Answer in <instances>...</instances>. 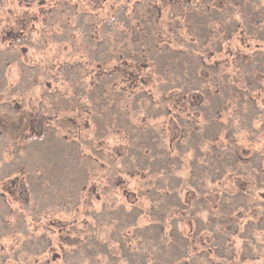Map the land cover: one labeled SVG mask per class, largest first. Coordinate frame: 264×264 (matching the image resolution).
<instances>
[{
    "label": "rangeland",
    "instance_id": "1",
    "mask_svg": "<svg viewBox=\"0 0 264 264\" xmlns=\"http://www.w3.org/2000/svg\"><path fill=\"white\" fill-rule=\"evenodd\" d=\"M169 1L0 0V264H96L107 252L116 258L102 263L113 264L120 251L107 239H117L137 213L127 215L116 209L113 195L120 192L111 184L119 178L133 189L141 185L137 176L141 171L160 172L162 161L164 166L172 165L157 132L132 126L148 116L146 98L140 95L133 106L117 95L104 107L89 100L90 71L96 59L114 63L125 41L133 45L136 39L150 48L146 54L152 76L147 89L154 107L148 113L159 128L163 91L176 95L202 86L212 115L228 88L252 81V65L260 59L252 64L251 50L242 41L264 37V0H234L243 3L240 10L232 0H190L188 6L183 0L174 5ZM153 4L161 7L159 13L148 12ZM123 6L128 10L123 12ZM49 8L45 17L40 15ZM95 13L107 21L99 29V42L90 26L96 23ZM140 15L149 21L139 22ZM10 31L19 32L21 39L8 34L9 47L5 38ZM205 49L214 54L204 58L209 67L201 68L196 55ZM243 56L246 60L237 59ZM58 71L61 75L53 81L51 75ZM233 103L228 109L230 127H238L239 113ZM243 107L241 127L252 131V109ZM37 112L47 120L33 117ZM173 121L165 123L170 136L184 124L192 126ZM222 122L226 124L225 117ZM218 128L211 123L205 136ZM196 134L193 141L200 139L199 131ZM249 134L244 133L240 142L244 147H252ZM130 144L132 151L137 148L133 153H127ZM189 157L182 156L183 176ZM128 171L137 175L131 179ZM11 180L16 187L7 186ZM139 221L148 219L142 216ZM50 240L55 250L48 248ZM52 258L55 263L48 262ZM116 264L126 263L120 258ZM130 264L140 261L132 259Z\"/></svg>",
    "mask_w": 264,
    "mask_h": 264
},
{
    "label": "trees",
    "instance_id": "2",
    "mask_svg": "<svg viewBox=\"0 0 264 264\" xmlns=\"http://www.w3.org/2000/svg\"><path fill=\"white\" fill-rule=\"evenodd\" d=\"M180 1L169 2L174 5ZM189 2L183 0L184 6H188ZM231 2L239 10L243 6L240 1ZM160 8L153 4L148 12L154 9L159 13ZM51 10L41 11L40 15L45 17ZM127 10V6H123V12ZM36 15L32 16L33 21L38 18ZM92 18L96 23L90 26L96 42H99V29L107 21L103 17L100 19L99 13H95ZM139 22L146 24L141 15ZM97 24L99 28L96 29ZM12 33L15 31L6 33L9 47L12 42L8 37ZM13 36L21 39L19 32ZM134 41L133 45L128 41L120 45L114 63L109 59L104 63L96 59L95 69L93 67L90 71L89 100L98 107H104L109 105L110 97L117 95L133 106L138 105L140 95L146 98L148 116H144L139 125L133 123L132 126L143 132H157L162 149H166L171 164L175 165L169 163V166H164L162 161L160 172L141 171L137 175L128 171V177L133 179L137 175L141 181V185L133 189H127L124 181L119 178L111 184L113 190L120 192V197L113 195L112 202L116 209L125 211L127 215L137 213L133 223L118 232L117 239H107V244H115L120 251L116 262L121 258L126 264H130L132 259L139 260L140 264H260L264 259V37L260 41L252 37V43L243 39L242 44L251 50L252 64L257 57L260 62L256 60L257 65H252V81H244L241 88H228L226 95H233H225L212 115L208 114V101L203 96L206 89L202 86L196 90L183 89L176 95L163 91L160 102L163 107V123L160 128L153 125L154 118L149 117L148 113L154 107L151 103V89H147L152 76V65L148 63L149 57L146 54L150 48L138 43L136 39ZM181 43L184 45L183 40ZM213 54L208 49L198 53L196 57L199 66L209 67L204 58L209 59ZM239 58L246 60L245 56ZM108 62L112 64L106 65ZM62 65L63 62L59 67ZM85 73L89 75L88 71ZM60 75L58 71L51 78L57 81ZM232 101H235L233 107L234 110L238 109L240 118L238 127L233 125L234 128L230 127L233 120L228 113ZM114 103L115 99L112 101ZM243 105L247 106V110L248 107L252 109V131L241 127V118L245 114ZM46 113L50 114L51 108ZM43 115L37 112L33 117L46 121ZM200 116L202 121L199 120ZM224 117L226 124L222 122ZM173 120L192 126L189 128L184 124L178 134L170 136L172 132L166 129L165 123ZM211 123L219 125V128L212 135L205 136ZM198 131L200 139L193 141ZM247 132L250 133L247 138L249 142L252 141V147H244L240 143ZM167 141L171 146L165 144ZM132 145L127 146V153L137 149L134 146L132 151ZM187 154H190L188 172L183 176L180 173L182 156ZM165 171L169 173L166 176ZM7 186L16 187L15 180H11ZM142 216L148 219L146 223L139 221ZM55 247V243L50 240L48 248L55 250ZM105 255V259H96L95 263L103 264V260L105 263L108 259L116 258L113 252ZM48 262L55 263V258L48 259Z\"/></svg>",
    "mask_w": 264,
    "mask_h": 264
}]
</instances>
